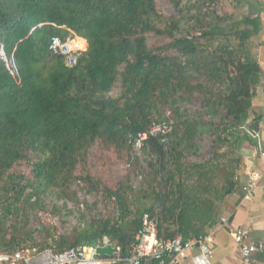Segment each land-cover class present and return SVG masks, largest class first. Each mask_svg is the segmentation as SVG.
Listing matches in <instances>:
<instances>
[{
	"label": "trees",
	"instance_id": "obj_1",
	"mask_svg": "<svg viewBox=\"0 0 264 264\" xmlns=\"http://www.w3.org/2000/svg\"><path fill=\"white\" fill-rule=\"evenodd\" d=\"M171 1L173 16L160 13L157 0H0V252H62L107 235L127 254L145 213L159 237L193 239L231 208L242 163L236 144L249 138L246 120L262 79L250 47L262 24L222 14L216 0ZM72 31L89 48L70 67L50 43ZM151 34L167 42L150 46ZM194 99L218 122L185 111ZM166 106L175 121L170 144L148 138L152 158L140 188L130 176L109 187L79 174L93 146L132 149L131 134L165 120ZM207 131L217 136L211 155L192 159ZM73 183L102 192L100 219L69 235L46 222L33 230L30 214L48 194L77 200Z\"/></svg>",
	"mask_w": 264,
	"mask_h": 264
},
{
	"label": "built area",
	"instance_id": "obj_2",
	"mask_svg": "<svg viewBox=\"0 0 264 264\" xmlns=\"http://www.w3.org/2000/svg\"><path fill=\"white\" fill-rule=\"evenodd\" d=\"M73 33V36L65 39L54 37L50 43V50L54 56L61 58L70 67L77 65L88 49L87 42L85 48L76 42L77 37H84ZM174 123L172 113L169 112L162 122L154 123L148 130L138 132L136 135L131 134L134 157L136 156L142 165L133 180L135 188L141 187L145 173L149 169L145 161L152 158L145 153L146 141L149 137H156L168 147ZM262 177L263 174L257 170L248 172V181L243 186L244 200L252 199ZM73 187L76 189L77 200L67 196L59 198L54 193L48 194L44 207L31 212L29 226L38 231L42 227V222H46L55 228L57 235L62 236L69 235L76 229L81 230L94 220L100 219L104 210L103 202L99 198L102 192L98 194L97 191H90L80 184H75ZM220 224L231 227L232 236L241 250L242 264H258L256 254L259 246L251 241L249 230L242 226H233L227 216L221 218ZM109 244L115 248L113 254L98 253L99 247ZM214 248L215 240L212 232L193 239H185L180 234L172 238L159 237L157 222L149 213H145L138 230L137 243L127 254L122 252L120 245H116L105 235L95 245L79 244L62 252L49 248L40 249L36 246H24L14 252H0V264H186L188 262L213 264Z\"/></svg>",
	"mask_w": 264,
	"mask_h": 264
},
{
	"label": "crops",
	"instance_id": "obj_3",
	"mask_svg": "<svg viewBox=\"0 0 264 264\" xmlns=\"http://www.w3.org/2000/svg\"><path fill=\"white\" fill-rule=\"evenodd\" d=\"M238 8L240 15H251L258 18L262 24L261 30L252 37L250 43L260 64L262 79L257 86L246 120L247 124L259 120L260 128L257 135L249 133V138L236 144L242 158L240 185L238 190L228 197L231 208H228L223 216L229 217L233 226H242L249 230L251 241L259 246L257 262L264 264V0H238ZM251 170L261 172L263 177L252 199L244 200L243 186L248 181V172ZM209 232L213 233L215 240L213 264H242L241 250L232 236L230 226L221 225L219 222Z\"/></svg>",
	"mask_w": 264,
	"mask_h": 264
},
{
	"label": "rangeland",
	"instance_id": "obj_4",
	"mask_svg": "<svg viewBox=\"0 0 264 264\" xmlns=\"http://www.w3.org/2000/svg\"><path fill=\"white\" fill-rule=\"evenodd\" d=\"M186 2L187 0H183ZM217 9L222 14L235 13L237 16L240 15L241 11L238 8V0H216ZM157 7L160 13L164 16H173L177 13L175 5L171 0H157ZM167 40L163 37L156 36L154 34L150 35L149 45L158 47L165 44ZM88 45V42H87ZM121 91L120 87L114 89L113 93L118 94ZM185 111H187L192 116L196 118L200 117L205 122H218V117L212 119L209 114H205V109L202 102L198 99H194L190 103L185 104ZM165 114L172 112L169 106L164 108ZM216 133L214 131H207L202 135L201 139L203 141L201 149L192 156V159H206L208 158L214 148L216 141ZM147 163V161H145ZM143 164V163H141ZM140 162L134 157L133 150L126 148L113 147L110 150H106L103 145L93 146L88 153V166L87 169H80L79 174L84 176L87 173L92 174L93 177L102 180L103 186L107 185L109 187H116L122 180L126 179L128 176L134 180L138 170H140ZM21 171H27V167H19ZM29 170V169H28ZM73 183L70 187V192H76L73 187ZM60 192V190H56ZM73 200V199H72ZM104 207V206H103Z\"/></svg>",
	"mask_w": 264,
	"mask_h": 264
},
{
	"label": "water",
	"instance_id": "obj_5",
	"mask_svg": "<svg viewBox=\"0 0 264 264\" xmlns=\"http://www.w3.org/2000/svg\"><path fill=\"white\" fill-rule=\"evenodd\" d=\"M259 128H260V121L259 120L255 121L251 124L246 125L247 131L253 136L257 135V133L259 132ZM97 251H98V253L103 254V255H111L115 252V248L109 244V245H106L103 247H99L97 249Z\"/></svg>",
	"mask_w": 264,
	"mask_h": 264
},
{
	"label": "clouds",
	"instance_id": "obj_6",
	"mask_svg": "<svg viewBox=\"0 0 264 264\" xmlns=\"http://www.w3.org/2000/svg\"><path fill=\"white\" fill-rule=\"evenodd\" d=\"M73 33V32H72ZM74 34V33H73ZM75 34H77V33H75ZM78 35V34H77ZM73 36V35H72ZM87 40V39H86ZM87 42H88V40H87ZM88 48H89V43H88ZM88 50V49H87ZM18 65L16 64V62H14V67L18 70V67H17Z\"/></svg>",
	"mask_w": 264,
	"mask_h": 264
}]
</instances>
